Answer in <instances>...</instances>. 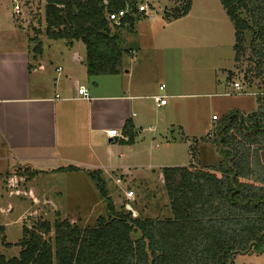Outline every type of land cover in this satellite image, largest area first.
Wrapping results in <instances>:
<instances>
[{
	"label": "trees",
	"instance_id": "1",
	"mask_svg": "<svg viewBox=\"0 0 264 264\" xmlns=\"http://www.w3.org/2000/svg\"><path fill=\"white\" fill-rule=\"evenodd\" d=\"M139 1L44 0L46 38L65 40L68 45L82 43L88 77L120 74L125 49L112 29L132 30L137 19L146 17L138 10ZM218 1L233 24L234 63L247 62L244 80L254 77L264 83V0ZM190 7L191 0H186L173 7L165 20L185 16ZM121 9L126 13L119 25H113L107 14ZM32 50L40 55L41 42L35 41ZM226 79L231 80L229 73ZM257 103L251 113L231 110L216 121L211 140L221 156L219 163L161 169L170 216H133L126 208L117 212L100 172L92 171L89 175L106 202L107 213L88 228L67 219L56 218L52 224L36 220L22 225L15 243L6 242L0 225V249L19 247L14 257L0 251V264H231L237 253L253 246L262 249L264 166L259 152L264 150V97H257ZM121 133L126 139L119 140L132 144L130 120ZM78 170L68 165L55 171ZM37 172H26L27 178Z\"/></svg>",
	"mask_w": 264,
	"mask_h": 264
},
{
	"label": "rangeland",
	"instance_id": "2",
	"mask_svg": "<svg viewBox=\"0 0 264 264\" xmlns=\"http://www.w3.org/2000/svg\"><path fill=\"white\" fill-rule=\"evenodd\" d=\"M4 1L12 11V0ZM185 1L140 0L138 6H145L142 14L145 13L146 17L137 19L133 30L112 29V32L118 35L120 47L125 49L122 71L125 67L128 68V63L132 60L127 51L135 49L133 58L137 61L134 65L144 66V71L147 72L145 77L150 83L147 90L152 87L154 81H157V84L163 82L167 90L172 88L176 93H194L193 97L180 99L179 102L177 99L169 100L168 113L163 108H155L149 99L136 103L132 111L136 115L134 119L140 120L141 130L136 134L129 152L126 145L110 144L105 139H100V143H96L101 154L117 159L119 166H123L124 162L125 166L131 169L129 175L124 174L125 178L129 177V181L120 176L118 170L109 172L107 174L109 177L103 179L105 191L117 212H124V208L129 205L140 217L170 216L161 169L185 166L188 163V140L181 138L177 124L186 125L188 132L196 135L199 143L197 146L199 161L196 166L205 167L206 164L215 165L220 161L211 138L205 135L211 114H216L220 119L225 113L222 107L224 103H227L226 106L240 107L244 114L258 108L257 97L260 96L219 94L231 91L225 87L228 70L231 80L238 81L243 86V92H261L264 89L261 79L254 77L243 79L247 62L234 63L233 24L219 1L191 0L192 11L189 16L166 21V15H170L171 9ZM14 22L25 31L18 32V36L23 38L26 36L25 33L31 36L33 41L31 56L35 55L32 50L34 42L40 41L44 50L42 57L53 66V69L62 63H71L73 56L66 46L68 45L66 41L46 38L44 0H22V14L19 17L14 16ZM249 39L250 34L247 33L246 44ZM77 44L80 52H85L83 44L80 42ZM138 49L141 52L137 59ZM79 67L80 71L84 69L82 65ZM130 80L134 82L133 77ZM84 84L92 86L90 82ZM148 127L152 130H148ZM203 132L206 133L202 134ZM11 168L7 167V170L0 173L2 204L6 201H16L14 190H21L29 180L26 178L27 174L22 173L20 168ZM13 175L24 178H10ZM117 178L121 180V188L115 182ZM33 184L36 186L38 198H41L42 192H47L51 204L45 205L42 199L38 200L37 209L34 211L15 210V206L10 216L0 219L1 223H5L4 219L11 218L12 223L7 222L9 226L6 228V238L10 243L17 242L21 237L22 225L30 226L36 220H46L52 224L56 218L67 219L80 228H88L94 226L98 216L107 213L106 202L100 196L95 181L83 170L37 174ZM127 189L134 191L135 196L131 200H126L124 196ZM6 190L7 193L9 190L13 191L8 199ZM137 236L138 234H132L133 238ZM1 251L6 257H14L17 256L19 247L13 246Z\"/></svg>",
	"mask_w": 264,
	"mask_h": 264
},
{
	"label": "crops",
	"instance_id": "3",
	"mask_svg": "<svg viewBox=\"0 0 264 264\" xmlns=\"http://www.w3.org/2000/svg\"><path fill=\"white\" fill-rule=\"evenodd\" d=\"M6 5L4 0H0V173L7 170V167L20 168L22 173L74 172L55 171L59 167L72 165L78 167V171L83 170L88 174L99 171L100 176L105 180L109 177L107 175L109 172L118 170L120 176L129 181V177L125 178L124 174L129 175L131 169L126 167L124 162L123 166H119L117 159L101 154L96 143H100V139H105L110 144L126 145L129 152L130 145L134 143L136 134L141 130L140 120L134 119L136 115L132 111L136 103L149 99L152 100L155 108H163L168 113L169 100L177 99L179 102L180 99L193 97L194 93H176L172 88L167 90L163 82L157 84V81H154L152 87L150 86L151 88L147 90L150 83L145 77L147 72L144 71V66L134 65L137 61L133 58L135 49L127 51L132 60L128 63V68H124L123 73L88 77L83 63L85 52L81 53L78 42H73L70 46L66 45L73 56L71 63H62L53 69V66L42 57L43 48L40 55L31 56V36L28 33H25L26 36L23 38L17 35L18 32L25 31L15 24V15ZM191 11L192 1L189 12L183 17L189 16ZM1 33L4 34L1 35ZM6 36L8 37L5 38ZM140 52L138 49L137 59ZM79 64L84 68L82 71ZM121 74H123L122 77ZM132 77L134 82L130 80ZM225 80V87L231 89L230 84L233 80ZM85 82L92 83V86L85 85ZM160 85H164L163 90L159 89ZM79 86L87 89L89 99L82 98L78 94ZM157 90L165 92L158 93ZM143 91L146 93L144 94ZM225 92L219 94L225 95ZM156 95L167 96L166 104L156 105L153 99ZM226 105L227 103L222 105L225 113L238 110L244 114L240 107ZM212 115L216 114L212 113ZM211 116L207 133L215 127L214 124L217 121H212ZM126 120H130L133 125L132 144H126L119 138L109 140L106 131L116 128L121 132ZM177 126L181 138L188 140L187 165H198L199 143L196 135L189 133L184 124H177ZM148 130L152 128L148 127ZM204 133L206 132L202 134ZM259 156L264 166V150L259 152ZM210 165L214 164L204 166ZM37 174L29 178L26 186L21 190H14L16 201H6L2 204L3 195L0 194V219L10 216L15 206V210L34 211L37 209L38 200L42 199L45 205L51 204L47 192L41 191V198L37 196V189L33 184ZM10 178L23 179L24 177L13 175ZM118 186L121 185L118 184ZM12 193L13 191L9 190L7 193L6 190L7 199ZM4 220L6 222H0V225L5 228L6 238V228L12 221L10 217ZM6 242H8L7 238ZM231 264H264V247L257 250L253 246L248 252L237 253L231 258Z\"/></svg>",
	"mask_w": 264,
	"mask_h": 264
},
{
	"label": "built area",
	"instance_id": "4",
	"mask_svg": "<svg viewBox=\"0 0 264 264\" xmlns=\"http://www.w3.org/2000/svg\"><path fill=\"white\" fill-rule=\"evenodd\" d=\"M138 10L139 11H145V6H143V5L138 6ZM12 13L15 16H20L22 14V0H12ZM125 13H126V10H124V9H121V10H118V11H114V12H110V13L107 14V19L113 25H119L120 21H121V18H122V16ZM230 87H231V91H226L224 93L225 95L249 94L248 92H243V90H244L243 86L240 83H238V81H232L231 84H230ZM163 88H164V85H160L159 86L160 90H163ZM77 91H78V94L82 98L89 99L87 89L84 86H79ZM253 94L256 95V96H264V92H260V91H258L256 93H253ZM153 99L156 102V105H165L166 102H167V96H165V95H156V96L153 97ZM218 119L219 118L217 117V115H212L211 116V120L212 121H216ZM213 132H214V127H212V129L206 134V136L208 138H211L213 136V134H214ZM106 135H107V138H109V140H112L114 138L126 139V137L123 136L121 134V132L118 131L116 128L108 129L106 131ZM115 182L117 184H119V185L121 184V180L119 178L115 179ZM124 196H125L126 199H132L134 197L133 190L132 189H127L124 192Z\"/></svg>",
	"mask_w": 264,
	"mask_h": 264
},
{
	"label": "water",
	"instance_id": "5",
	"mask_svg": "<svg viewBox=\"0 0 264 264\" xmlns=\"http://www.w3.org/2000/svg\"><path fill=\"white\" fill-rule=\"evenodd\" d=\"M114 139L116 140L117 138ZM126 208L132 212L133 216H136V212L129 205H127Z\"/></svg>",
	"mask_w": 264,
	"mask_h": 264
}]
</instances>
